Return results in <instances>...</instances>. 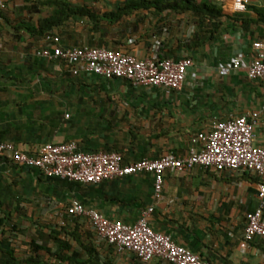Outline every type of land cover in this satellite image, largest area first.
<instances>
[{
	"label": "crops",
	"instance_id": "0c3cea01",
	"mask_svg": "<svg viewBox=\"0 0 264 264\" xmlns=\"http://www.w3.org/2000/svg\"><path fill=\"white\" fill-rule=\"evenodd\" d=\"M54 1H66L99 17L126 3L6 0V8L0 11V133L23 128L29 123L27 116L33 117L32 123L37 127L43 117L63 110L66 119L77 118L79 126L90 133H122L121 139L133 133L136 142L109 148L134 163L141 155L145 159L168 153L184 157L197 133H209L217 121L257 113L253 144L264 149V82L249 80L244 70L218 75L221 65L236 58L248 61L252 44L263 40L264 24L259 22L258 12L264 8V0H248L242 13L232 11L234 0H194L220 8L224 16L213 39L202 42L193 39L197 28L189 13H156L153 7L131 11L115 24L101 21L94 26L84 17L69 20L49 32L60 38L64 48L89 46L92 42L137 59H147L153 41L159 39L161 58L192 61L180 91L134 90L124 80L97 76H81L76 81L65 76L67 70L61 62L35 57L34 52L43 46V39L35 35V30L40 21L55 14L51 5ZM148 1L165 5L172 0ZM31 7L35 10L30 11ZM236 15L251 21L246 30L241 21L231 19ZM93 27L97 31H92ZM57 127L46 143L66 142L74 133H66L67 125L62 130ZM7 139L2 142H10ZM16 146L27 150L39 145L31 140ZM10 167L0 160V239L2 233L10 237L17 259L33 256L39 264H168L158 259L143 263L127 252L117 254L98 238L86 218L69 217L65 212L72 200L81 203L83 198L86 209L109 220L134 225L143 211L137 203L84 197L75 189L59 186L45 197L44 184H37L33 174ZM137 176L145 179L143 174ZM257 183L258 179L249 173L216 172L202 167L167 173L162 198L154 207L149 225L154 232L169 237L209 264H264V244L256 239L244 241L247 215L258 206ZM136 188L132 183L118 189ZM146 202L148 207L153 203V193ZM63 226L71 234L59 236L67 243L66 249L52 237L47 238L50 229ZM36 245L41 247L37 251Z\"/></svg>",
	"mask_w": 264,
	"mask_h": 264
},
{
	"label": "built area",
	"instance_id": "2783aa9c",
	"mask_svg": "<svg viewBox=\"0 0 264 264\" xmlns=\"http://www.w3.org/2000/svg\"><path fill=\"white\" fill-rule=\"evenodd\" d=\"M248 0H234L232 11L242 13ZM6 8V0H0V11ZM43 46L34 56L48 61L61 62L73 76H97L105 80L121 79L134 90L153 88L180 91L187 71L192 67L190 58L179 61L160 57L162 42L153 41L147 59L133 55L88 46L64 48L57 35L46 34ZM252 56L248 61L240 58L221 65L218 75L245 71L251 81L264 82V39L251 46ZM66 118L68 116H65ZM257 113L232 120L217 121L209 133H197L190 140L187 155L176 157L166 154L156 160L124 164L119 153L79 152L75 142L48 143L28 155L11 142H0V158L7 159L18 168H33L47 178H57L85 185H98L103 181L125 176L150 174L153 177V203L143 210L134 225L118 220H109L103 215L86 209L79 201L72 200L66 214L84 217L98 238L112 247L117 254L131 253L139 261L149 263L154 259L168 264H209L169 237L156 233L149 225L155 205L163 194L164 177L167 173L179 174L202 167L216 172L233 171L249 173L258 179V206L247 215L244 241L255 238L264 241V149L253 144Z\"/></svg>",
	"mask_w": 264,
	"mask_h": 264
},
{
	"label": "trees",
	"instance_id": "16d2710c",
	"mask_svg": "<svg viewBox=\"0 0 264 264\" xmlns=\"http://www.w3.org/2000/svg\"><path fill=\"white\" fill-rule=\"evenodd\" d=\"M167 1V0H166ZM54 7V12L50 18L42 20L39 22L38 29L35 30V35L43 39L44 35L49 33L53 28H58L64 25L69 20H81L84 17H87L88 20L94 25L101 21L107 22L108 24H115L117 21L121 19L122 16L128 15L131 11L134 10H145L151 7L155 8L156 13H162L165 10H170L175 13H189L193 20L192 22L196 25L197 31L194 35V40H198L200 42L207 40H212L214 37V32L216 29L222 26V18L224 17L221 13V9L215 6H210L207 3H197L194 0H172L166 2L163 5L160 2H152L148 0H140L138 2L133 0H126V3L123 8L114 11L110 14H106L102 17L95 15L94 13L79 7H74L68 4L66 1H54L51 3ZM31 10H35L34 7L30 8ZM259 22L264 24V8L258 12ZM234 21H241L242 22V29L246 30L247 25L251 21L245 20L241 15H236L235 17L231 18ZM92 31H97L95 27H93ZM264 39V38H263ZM88 47L92 48H101L102 45L98 44L95 45L94 43L90 42ZM179 61V60H175ZM65 76H69L74 78L76 81L79 80L81 76H73L69 72L66 71ZM83 77V76H82ZM121 80V79H120ZM83 91V89H80ZM79 118V117H78ZM81 118V117H80ZM29 119V123L25 124L23 128H15L12 131H4L0 133V142L4 141V139L8 138L11 143L17 145L20 143H27L28 141H33L34 144L39 145L36 148L30 149H22L28 155H34L35 151L38 150L40 147L44 146L50 134L54 135V128L58 126L60 130H62V126L67 125L66 133H70V131H74L73 135L70 137L69 140L63 143L68 142H75L78 146L79 152L91 154V153H118L112 151L110 146H118V144L122 143H134L136 142V137L133 133H127L128 136L121 139L120 133H114L111 131H91L87 132L83 130V127L79 126L78 119H66L65 113L63 110H60L57 115L43 117V121L39 123L37 127L34 126L33 117L27 116ZM42 120V119H41ZM64 128V127H63ZM52 129V130H50ZM88 129V127H87ZM65 131V128L63 129ZM95 130V129H94ZM51 131V132H50ZM25 135L24 137L22 136ZM71 135V134H68ZM125 135V134H124ZM110 147V148H109ZM123 163L129 164L127 161V157L122 154ZM160 158V157H159ZM159 158L151 159L156 160ZM145 159L144 155L136 157L135 162L141 161ZM4 166H11V169H18L27 173V175H32L36 178V183H43L44 184V196L47 197L46 193H49L51 189H54L56 186L65 189H75L77 192H81L84 197H92L97 199H102L110 202H118L119 204L125 203L127 200L128 204L137 203V207L142 208L145 210L148 206L146 199L153 193V177L150 174H143L145 175V179H139L140 177L137 175L125 176L122 178L103 181L98 185H85L80 183H73L68 182L66 180H60L57 178H47L41 175L36 169L33 168H18L12 165L9 160L0 158ZM139 175V174H138ZM136 178V179H135ZM138 178V180H137ZM31 180V179H30ZM33 181V183H35ZM136 184V190H126L120 191L118 188L119 186H125L126 184ZM28 185V184H27ZM29 187V185H28ZM116 190L115 195L113 192ZM145 197V198H144ZM144 198V199H143ZM85 200H81V203L84 205ZM1 203V201H0ZM147 204V205H146ZM67 209V207H66ZM66 212V211H65ZM73 217V216H69ZM75 218V217H73ZM138 220V219H137ZM51 234L47 236L48 239L51 237L54 240H57L60 247L67 248V243L61 239L59 236L68 235L70 234L65 226L60 227L59 230L50 229ZM3 237L0 239V264H39L36 259L31 256L27 260H19L14 256V251L12 248V244L10 243V237H5L4 233H2ZM71 235V234H70ZM264 244V241L255 238ZM46 240V238H45ZM34 246V245H33ZM41 247L35 246V250H39ZM112 248V247H111Z\"/></svg>",
	"mask_w": 264,
	"mask_h": 264
},
{
	"label": "rangeland",
	"instance_id": "374dc122",
	"mask_svg": "<svg viewBox=\"0 0 264 264\" xmlns=\"http://www.w3.org/2000/svg\"><path fill=\"white\" fill-rule=\"evenodd\" d=\"M123 134H124V133H123ZM120 135H122V133H121Z\"/></svg>",
	"mask_w": 264,
	"mask_h": 264
}]
</instances>
